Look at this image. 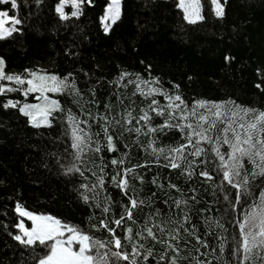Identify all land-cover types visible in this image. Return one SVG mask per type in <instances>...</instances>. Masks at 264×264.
Returning <instances> with one entry per match:
<instances>
[{
	"label": "trees",
	"instance_id": "obj_1",
	"mask_svg": "<svg viewBox=\"0 0 264 264\" xmlns=\"http://www.w3.org/2000/svg\"><path fill=\"white\" fill-rule=\"evenodd\" d=\"M199 2L202 19L189 23L179 0H121L119 18L109 30L103 18L111 0H77V16L71 15L77 9L72 0H67L63 4L67 19L56 11L61 0H16V7L0 2V13L6 12L21 22L0 38L3 72L26 79H34L30 72L69 77L70 85L66 90L46 92L58 106H53L48 116L50 126L37 127L20 108L41 101L37 99L41 93L26 96L27 84L0 81L6 88L19 89L0 94V264H38L48 251L38 242L28 247L14 239L21 233L17 225L26 220L17 207L52 215L95 240L106 241L107 231L93 225L102 219H118L129 203L128 196L144 203L133 210L135 224L126 220L122 228H117L122 245L127 247H113L112 251H131V245L123 239L124 229L131 227L133 242L143 245L137 264H168L173 255L179 256L177 264H237L233 253L239 228L235 221L243 220L244 210L258 202L264 190V175L253 176L258 169L245 159L242 175L249 177L248 191L242 190L241 203L233 212L224 196L234 200L235 189L221 183L222 173L214 171L210 152L208 170L213 179L200 177L201 169L188 178L180 174L181 169L161 166L167 163L164 157L169 155V147L186 143L179 131L148 133L144 127L138 134L115 123L128 118L129 113L139 117L153 99L161 106L169 103L159 94L141 95L137 85L144 92L156 88L171 96L180 95L189 109L195 101L204 100L234 102L239 109L264 112V0H218L224 12L220 17L215 14L213 0ZM124 73L127 75L121 79ZM10 101L17 107L3 106ZM150 115L153 128L165 121V117ZM101 116L108 118L115 151L102 147L106 143L102 133L95 135L106 124L99 119ZM72 123L83 129L79 134L92 138L79 159L77 150L71 148ZM143 123L126 127L141 128ZM221 127L217 125L213 137L222 135ZM97 142L101 145L99 153L92 151ZM202 147L211 149L208 144ZM154 148L165 152L154 153ZM220 151L226 153L229 149L225 144ZM112 159H123L120 168L148 165L136 167L142 181L129 177L128 196L112 182L118 170L111 165ZM72 166L80 172L67 173ZM98 177L103 178V185ZM169 184L176 188H169ZM177 200H186L187 204L177 208ZM104 207L109 208L107 213ZM178 222L183 223V228ZM157 224L165 230L161 236L153 228L157 235L179 249L178 253L169 249L165 260H160L164 244L135 235L145 225ZM169 230H177L178 239L171 240L166 234ZM197 237L207 247L199 244ZM148 249L152 255L144 260Z\"/></svg>",
	"mask_w": 264,
	"mask_h": 264
},
{
	"label": "snow or ice",
	"instance_id": "obj_2",
	"mask_svg": "<svg viewBox=\"0 0 264 264\" xmlns=\"http://www.w3.org/2000/svg\"><path fill=\"white\" fill-rule=\"evenodd\" d=\"M0 2L11 3L13 7H16V0H0ZM67 0H61V4L57 7L56 11L60 13L61 17L67 19L63 12V4ZM84 2V0H80ZM90 2V0H89ZM216 5V16H223V8L217 2L213 0ZM73 7L77 11L71 13L72 16H77L79 4L77 0H72ZM179 6L185 12V19L189 23H195L197 20L202 19L199 12V0H179ZM109 17L115 21L120 15V0H111V7L109 8ZM7 13H0V38L3 37L5 18ZM9 23L19 24V19L12 18ZM15 29L9 28L7 31L10 34ZM3 61L0 60V81L15 82L18 85L27 84L24 94L27 96L29 93H41L37 97L39 100H44V104L27 105L25 104L20 108V111L26 116H31L35 121L34 112L39 111L43 117V122L49 124L48 120L49 108L47 103V96L43 95L45 92H56L66 90L70 87L67 83L69 77L63 79L58 78L55 75H38L35 72H30L29 76L34 79L22 78L19 75H6L3 72ZM127 73L121 75V79L126 76ZM71 76V74H69ZM54 82V86L49 87L45 82ZM144 83H147L146 81ZM259 87V86H258ZM141 95L154 96L161 95L169 101L168 104L161 106L159 101L153 99L147 110L143 111V114L139 117H132L131 113L128 114V118H122L121 120L115 121V123L121 128H126L127 131H135L136 133H142V128L146 127L148 133H164L166 129H176L181 133V137L186 143L179 144L175 147H169L167 149L169 155L165 156L164 159L167 163L161 165L169 169H181V175H187L191 178L192 175L196 174L197 169H201L198 173L200 177H203L207 181L213 179V175L208 170V164L211 162L208 159L209 152L211 153L212 160L215 161L214 171L222 173V181L227 183L235 189L234 200H229L227 194L224 199L228 201L233 212L237 210V207L241 203L242 190L243 192L248 191L249 177L242 173L244 172V161H247L253 165L254 171L253 176L264 175V112L256 113L250 109H239L233 111L231 105L234 102L216 103L204 100L195 101L192 107L189 109L188 105L183 101L180 95L171 96L160 89L150 88L147 92L140 89L137 85ZM19 89L6 88L5 85L0 84V94L5 91H14ZM179 102V103H177ZM54 107L58 106V102L53 101ZM4 107H17L16 103L8 102L3 105ZM239 108V106H236ZM203 109L204 111H200ZM150 113H155L156 116L165 117V121L162 125L153 128L150 126L152 116ZM243 113V115H241ZM239 117V119H237ZM245 117H250L245 121ZM100 120H104L106 124L101 125L100 132L95 133L98 137L101 133L106 141L102 145L109 152L115 151L113 144V136L109 134L107 126L108 118L105 116L99 117ZM70 120L74 121V117L70 116ZM143 121L141 128L126 127L132 125L134 122L139 124ZM87 123V121H83ZM220 124V132L222 135H216L213 137L212 133L216 130L217 125ZM34 126H40V122L37 121ZM83 129H79L75 123H72V144L71 148L77 150L76 158L79 159V153L83 151L86 143L91 142V136L81 135ZM147 134V133H144ZM150 142V146H151ZM211 145V149H206L202 145ZM228 145V152H221L220 148L222 145ZM191 149V151H187ZM92 151L99 153L101 151V145L97 142V146ZM154 153L163 154L165 149H153ZM193 157L189 160L188 157ZM205 157L204 159H200ZM159 161V155L157 156V162ZM123 159L117 160L112 159L111 165L117 166L118 170L116 175L112 177V182L121 192L128 196L129 183L128 179L130 176L134 179L143 180V177L136 173V167H147L148 165H139L133 168H120L123 165ZM186 165V167H183ZM201 166H203L201 168ZM103 171V167H101ZM67 173L80 172L79 168L75 166L66 169ZM83 173H81L82 175ZM98 181L103 185L104 181L102 177H98ZM153 183L156 180L153 179ZM87 188V185H82ZM163 187V185H161ZM169 188H176V185L169 184ZM179 191V189H177ZM84 200L87 201V195H84ZM195 199V197H193ZM129 203L124 206V212L120 214L118 219L111 221L100 220L98 225H93L98 230L103 229L109 234V238L106 241L95 240L87 234L80 232L74 226L61 225L59 220L52 217L34 215L30 212L20 211L17 207V211L21 216H26L32 220L33 226L29 229L26 228L21 222L17 227L23 232V236L15 235L14 239L19 241L28 247L36 245H43L44 248L48 249L47 253L39 258L38 264H116L119 261H128L129 264H137L136 257L140 255V248L143 247L139 241L133 242L134 237L132 235L133 229L127 227L124 229L126 235L123 239L128 241L131 245V251H112V248L121 249L127 247L122 245V240L117 234V228H122L125 221H131L133 224L136 223L133 218V210L143 204V201H138L131 196H128ZM167 203V201H165ZM181 204H187L186 200H177L176 207L180 208ZM99 207V205H97ZM103 211L107 213L108 207H104ZM187 213L184 215V222L188 221ZM180 228H183V223L178 222ZM239 228V238L236 239V248L234 250V256L237 260V264H264V190H261L258 197V202L254 201L248 206L243 212V220L237 219L235 221ZM110 224H115L116 227H111ZM156 228L161 236L165 234V230L160 226L154 225L153 227L144 226L142 231L137 232L135 235L141 239L151 238L156 244H164L165 252L160 256V260H165L167 257V251L170 249L173 253H178L179 249L173 246L169 242L163 241L157 232L153 230ZM187 231V229H185ZM65 232L69 235L66 238ZM146 233V236H145ZM171 240L178 239L177 230H169L166 233ZM191 234V233H189ZM26 237V239H25ZM197 242L204 247L207 245L196 238ZM50 242V243H49ZM79 245L77 250H73L74 245ZM223 248V244H221ZM107 249L106 251H102ZM93 252L95 254H93ZM152 255V250H147V255L143 257L147 260L148 256ZM111 258H115L114 261ZM179 259L178 255H173L168 259V264H177ZM197 264H200L198 261Z\"/></svg>",
	"mask_w": 264,
	"mask_h": 264
},
{
	"label": "rangeland",
	"instance_id": "obj_3",
	"mask_svg": "<svg viewBox=\"0 0 264 264\" xmlns=\"http://www.w3.org/2000/svg\"><path fill=\"white\" fill-rule=\"evenodd\" d=\"M217 2H218V0H217ZM218 3H219V2H218ZM214 5H215V4H214ZM110 7H111V4H110V6L107 8L106 14H105V16H104V18H103V24H104L106 30H109V28L111 27V25H112V24H113V23L119 18V17H118L115 21H113L111 18L105 19L106 17H109V11H108V10H109ZM215 9H216V5H215ZM120 11H121V0H120ZM199 12H200V16H201V6H200V2H199ZM10 20H11V18L7 15V17L5 18V23H4V25H3V29H4V34H3V36L8 35L9 33H8L7 30H8L9 28H12V29H13V27H14V24L8 22V21H10ZM45 83H46L49 87L54 86V82L46 81ZM37 95H38V94H37ZM43 95L47 96V95H46V92H45ZM39 96H40V95H39ZM50 100H52V99H51V98L48 99V96H47V103H48L49 113H51L52 108H53V105H52V102H53V101H50ZM44 103H45V101H44V100H41V101H39V102L37 101V102L31 103V104H27V105H36V104H44ZM231 107H232L233 111H238V110H239V108H237L236 106L231 105ZM33 115L35 116V122L39 121V122H40V125H46V124H47V123H44V122H43V117H42V115H41V113H40L39 111L34 112ZM49 115H50V114H49ZM49 115H48V116H49ZM241 115H243V113H241ZM30 117H31V116H30ZM31 119H32V117H31ZM237 119H239V117H238ZM244 119H245V121L248 120L247 118H244ZM227 148H228V145H227ZM228 149H229V148H228ZM19 208H20V211L30 212V213H32V214H34V215H41V216L52 217V218L58 220L56 217H54V216H52V215H48V214H38V213H34V212H31V211H28V210H26V209H24V208H21V207H19ZM23 217H25V219H26V220H22L24 226H25L26 228H29V229H30V228L33 226V222H32V220L29 219V218L26 217V216H23ZM27 221H30V225H28V222H27ZM61 225H64V224L61 223ZM20 235L23 236V232H22V231H21ZM68 235H69V233H68V232H65V236H64L63 238H66ZM25 239H26V237H25ZM78 247H79L78 244H77V245H74V246H73V250H77Z\"/></svg>",
	"mask_w": 264,
	"mask_h": 264
}]
</instances>
